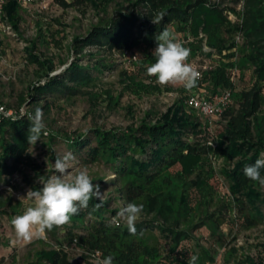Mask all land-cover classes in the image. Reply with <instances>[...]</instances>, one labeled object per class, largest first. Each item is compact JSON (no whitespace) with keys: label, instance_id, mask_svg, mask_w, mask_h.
<instances>
[{"label":"rangeland","instance_id":"obj_1","mask_svg":"<svg viewBox=\"0 0 264 264\" xmlns=\"http://www.w3.org/2000/svg\"><path fill=\"white\" fill-rule=\"evenodd\" d=\"M210 1L218 3L217 0ZM232 1L224 0V3ZM119 5V0L109 2L106 13L111 15ZM227 7L223 10L224 20L210 21L207 31L200 27L193 29L191 21L172 24L170 28L176 39L191 50L188 63L209 66L190 92L203 88L210 96L225 89L233 92L245 90L256 83L263 87L264 94V73L255 72L239 27L242 5L234 3ZM18 13L17 30L11 29L9 34L0 30V102L15 109L27 108L28 89L44 79L40 77L41 69L28 59L26 47L30 41H36L35 54L52 59L51 75L61 72L77 59L81 64H97L100 71H92L95 79L83 88L95 92L96 98L79 94L47 99L50 100L49 108H42L45 98L29 105L33 111L37 107L42 109L48 135H42L28 151L47 176H34L29 168L21 167L11 176L0 178V264H34L36 252L59 248L66 253L69 264H98L104 255L88 252L75 242L67 245L68 236L63 227L54 228L44 238L33 239L30 243L17 241L11 220L31 206L30 201L19 199L31 189L23 174L31 179V184L41 186L42 182L57 174L53 168L56 157L51 159L50 154L57 156L69 152L66 137L83 132L90 134L94 127L107 130L136 127L148 112L155 121L177 101L184 104L185 110L191 111L184 103L189 91L182 85L161 86L155 77L146 74L147 67L156 60L153 52L157 45L147 49L138 44L126 53L105 40L85 46L74 43V36L85 35L90 25L104 15L89 4L63 7L54 0H46L25 9L18 5ZM219 71L224 73L231 87L215 85L214 75ZM20 96L25 98L22 102H19ZM237 98L232 97L234 104L230 108H235ZM113 99L117 103H112ZM260 113L264 115V98ZM199 120L212 137L222 130L220 118L211 122L203 117ZM50 137L55 138L52 143ZM208 141L211 149L207 155L188 156L184 162L164 170L146 187L145 191L150 194L180 188L185 199L180 219L182 227H186L192 237L171 252L167 238L157 231H147L150 254H156L155 250L157 254L153 258H141L142 264H188L193 255L198 257L196 264H264V224H245L246 205L231 191L224 174L230 170L231 161L216 151L215 139H210L212 145ZM49 142L50 147L46 145ZM73 155L76 169L87 170L93 183L99 184L104 192L103 199L110 198L111 208H117L119 212L126 206L111 167L98 160L85 161L77 154ZM180 176L186 182L183 188L178 179ZM259 190L264 192V187L259 185ZM145 217L141 214L138 221Z\"/></svg>","mask_w":264,"mask_h":264},{"label":"trees","instance_id":"obj_2","mask_svg":"<svg viewBox=\"0 0 264 264\" xmlns=\"http://www.w3.org/2000/svg\"><path fill=\"white\" fill-rule=\"evenodd\" d=\"M63 7L89 4L103 12L96 23L90 25L85 35L74 36L73 42L79 45L100 44L105 40L120 51H128L138 44L147 49L157 45L156 35L167 28L172 32V24H186L191 21L193 29L207 31L210 21L224 20L223 10L210 0H119L113 13H106V6L114 0H54ZM239 0L232 1L231 4ZM224 2V0H222ZM125 3V5H123ZM229 3V5H231ZM4 11L11 29H18L19 13L15 0H7ZM163 13L159 23H153ZM240 30L245 44L249 48V57L254 62L255 72L264 73V0H242ZM219 39V38H218ZM36 41H30L26 47L28 59L41 69L42 82L28 89L27 111L34 113L29 106L45 98L42 108H49L52 98L87 94L91 98L98 95L85 90L93 79L92 71H100L97 64L90 66L73 60L64 70L51 75L53 61L49 57L41 58L34 53ZM215 85L231 87L224 73L214 75ZM262 86L253 84L241 91H232V97L238 96L235 108L222 112L220 124L222 130L216 137L210 136L201 125L199 116L192 110H185L184 104L177 101L155 121L148 112L138 126L127 129H103L94 127L90 134L78 133L66 137V149L77 154L85 161L98 160L111 167L118 179V191L124 203L143 204V220L136 224L137 234L129 233L125 223L116 225L113 218L118 212L111 208L110 198H104L103 206L95 208L93 198L87 207L71 222L63 226L68 236L67 245L75 242L88 252H101L104 257L111 255L116 264H142L141 258L151 256L146 239L147 231H157L170 242V251L179 248L182 241L192 235L182 227L180 209L185 203L184 194L176 189L167 188L155 194L147 193L150 185L164 170L182 163L188 156L207 155L211 149L207 140L216 141V151L231 161L229 171H224L231 191L246 205L244 221L247 225L264 224V192L259 183L244 176L245 166L252 164L264 152V115L260 113L263 104ZM111 99V97H109ZM19 102L25 98L20 96ZM7 107H10L5 102ZM112 103H117L113 99ZM15 109V108H12ZM30 122L28 114L2 116L0 120V178L11 176L21 167L29 168L34 176H47L42 166L28 151L27 140ZM43 135V134H42ZM41 135V136H42ZM54 137H50L51 143ZM46 145H49L50 142ZM49 149V148H48ZM52 158L56 156L50 154ZM264 175V169L261 170ZM25 181L31 189L38 190L39 185L31 184L26 174ZM47 178V177H46ZM185 187L182 176L178 178ZM175 185L176 182H175ZM149 218H148V217ZM54 229V228H53ZM49 232H47L48 234ZM34 264H69L66 253L61 249L36 252ZM252 264H256L252 262Z\"/></svg>","mask_w":264,"mask_h":264},{"label":"clouds","instance_id":"obj_3","mask_svg":"<svg viewBox=\"0 0 264 264\" xmlns=\"http://www.w3.org/2000/svg\"><path fill=\"white\" fill-rule=\"evenodd\" d=\"M164 14L160 13L153 23H159ZM157 46L153 52L156 57L154 63L147 67L146 74L156 78V83L161 86L182 85L186 91H191L197 86L201 73L188 63L191 50L179 42L174 33L167 28L155 37ZM30 127L28 129V144L34 146L41 135H48L44 123L43 111L37 107L34 113L28 115ZM75 156L71 152L57 155L53 163L54 174L42 182L38 190L29 189L20 200L31 202L22 214L12 218L11 224L15 231L17 241L30 243L33 239L44 238L46 233L53 228H62L69 224L73 216L82 209H87L89 202L95 198V208L103 206L104 192L99 184H94L87 170L76 169ZM264 152L254 163L244 167V176L258 182L264 187ZM8 192L11 194L12 189ZM144 211L143 204L129 202L122 207L113 222L119 226L124 222L130 234H137L136 224ZM111 255L99 261L98 264H113ZM198 257L191 256L188 264H196Z\"/></svg>","mask_w":264,"mask_h":264},{"label":"built area","instance_id":"obj_4","mask_svg":"<svg viewBox=\"0 0 264 264\" xmlns=\"http://www.w3.org/2000/svg\"><path fill=\"white\" fill-rule=\"evenodd\" d=\"M17 5L21 6L22 8H28L33 3H44L46 0H15ZM52 1V0H50ZM7 0H0V30L4 31L5 33H11V27L8 23L4 6ZM220 6H228L229 4H225L222 0H217ZM236 5L241 6L242 0H239ZM240 34L237 35V38ZM126 53L128 51H125ZM196 69L201 73L200 79L203 77V73L209 69V66L206 64L203 65H193ZM198 80V81H199ZM184 103L200 118H206L209 122L215 118H220L222 112L233 106L234 102L232 100V91L230 89L216 91L210 96L206 94L203 88H199L192 92H189ZM27 109V108H25ZM24 107H19L17 109H12L7 107L4 103L0 102V120L2 116H18L22 114H28L29 112L25 110ZM209 144L212 145V141H208Z\"/></svg>","mask_w":264,"mask_h":264}]
</instances>
